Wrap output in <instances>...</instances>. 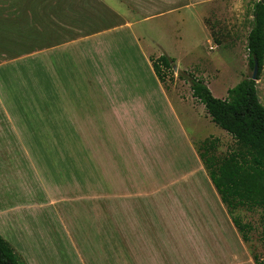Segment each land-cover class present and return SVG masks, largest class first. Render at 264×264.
Returning <instances> with one entry per match:
<instances>
[{
  "label": "rangeland",
  "instance_id": "1",
  "mask_svg": "<svg viewBox=\"0 0 264 264\" xmlns=\"http://www.w3.org/2000/svg\"><path fill=\"white\" fill-rule=\"evenodd\" d=\"M260 1L193 2L196 11L189 17L176 15L178 23L165 20L164 33L154 32L153 37L169 44L166 50L175 63L170 78L160 85L148 60L165 54L164 48L141 40L147 53L143 59L129 31L133 18L128 12L99 0L93 5L91 0H0V236L21 264H84L79 255L85 264H105L107 258L115 263L112 246L101 249L112 242L90 232L91 221L76 219L79 230L75 241L70 240L55 206L79 198L105 200L121 192L113 185L129 183L127 173L122 177L127 161L112 134L115 124L140 122L138 90L151 92L155 104L148 107L157 113L164 105L157 94L168 91L197 152L212 137L220 140L212 154L218 161L239 150L203 105L199 120L177 95L192 94L184 80L190 75L222 100L252 77L247 45L254 6ZM148 44L153 46L149 52ZM257 84L264 106V70ZM123 147L127 156V140ZM184 148L179 143L177 150ZM182 158L184 168L194 164L188 154ZM233 217L252 226L246 246L252 257L264 259V210H240Z\"/></svg>",
  "mask_w": 264,
  "mask_h": 264
},
{
  "label": "crops",
  "instance_id": "2",
  "mask_svg": "<svg viewBox=\"0 0 264 264\" xmlns=\"http://www.w3.org/2000/svg\"><path fill=\"white\" fill-rule=\"evenodd\" d=\"M99 1L109 2L110 8L124 10L133 18L129 31L146 60L147 53L141 45V40L145 39L158 42L164 48L163 55L175 58L166 50L169 44L162 41L163 38H154L153 33H164L165 20L178 23L173 20L176 15L189 17L191 11H196L193 2L211 0ZM91 2L93 5V0ZM143 24L147 27L143 28ZM199 28L203 30L200 22ZM141 35L144 36L142 39ZM152 47V44L147 46V51ZM151 60L148 62L152 64ZM156 80L161 85L157 77ZM135 95L138 106L143 110L139 111L136 119L140 122L133 121L135 123L127 125L131 132L130 129L125 132L127 127L122 123L115 124L113 128L116 131L112 134L122 159L127 161L123 165L122 177L127 173L129 183L122 188L113 185L117 186V192H121L108 195L105 200L79 198L58 201L56 214L70 240L75 241L73 234L79 230V225L74 222L79 218L93 223L89 225V231L97 238L112 242L113 245L108 243L101 249L110 251L112 246L116 252L112 254L115 263L107 258L106 262L103 261L105 264H255L221 202L193 140L183 130L181 117L171 103L168 91L160 90L157 94L159 103L164 104L158 113L148 107L149 102H155L150 101L151 92L147 88L138 90ZM177 97L200 120L204 108L197 104L193 94L189 98ZM119 128L122 131H118ZM123 140H127L130 146L131 152L127 156H123ZM179 143L185 145L184 150H177ZM159 146L163 148L156 152L153 148ZM183 154H188L194 161L189 168H184L186 160L182 158ZM76 249L77 254H81L80 247L76 246ZM79 257L85 264L82 255Z\"/></svg>",
  "mask_w": 264,
  "mask_h": 264
},
{
  "label": "trees",
  "instance_id": "3",
  "mask_svg": "<svg viewBox=\"0 0 264 264\" xmlns=\"http://www.w3.org/2000/svg\"><path fill=\"white\" fill-rule=\"evenodd\" d=\"M247 48L250 70L253 72L256 61L259 64V81L264 70V0L254 6ZM151 62L156 77L165 84L174 72L175 61L163 55ZM188 78L184 80L190 84L193 98L205 107L212 123L238 145L237 152L218 161L212 154L220 140L212 137L199 147V156L235 228L248 244L253 228L233 214L240 210H264V106L258 84L251 77L244 79L222 100L214 97L203 80L191 75ZM253 260L255 264H264V259ZM0 264H21L12 246L1 236Z\"/></svg>",
  "mask_w": 264,
  "mask_h": 264
},
{
  "label": "water",
  "instance_id": "4",
  "mask_svg": "<svg viewBox=\"0 0 264 264\" xmlns=\"http://www.w3.org/2000/svg\"><path fill=\"white\" fill-rule=\"evenodd\" d=\"M258 76H259V64L256 61L255 62V66H254V70H253V75L251 77V80L254 81V82H257L258 81Z\"/></svg>",
  "mask_w": 264,
  "mask_h": 264
}]
</instances>
